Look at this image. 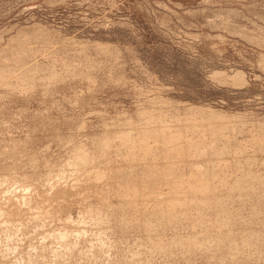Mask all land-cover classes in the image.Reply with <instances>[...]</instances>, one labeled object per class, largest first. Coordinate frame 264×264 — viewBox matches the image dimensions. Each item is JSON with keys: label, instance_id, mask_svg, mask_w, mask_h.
I'll use <instances>...</instances> for the list:
<instances>
[{"label": "rangeland", "instance_id": "374dc122", "mask_svg": "<svg viewBox=\"0 0 264 264\" xmlns=\"http://www.w3.org/2000/svg\"><path fill=\"white\" fill-rule=\"evenodd\" d=\"M263 8L264 0H0V55L15 53L24 47L29 52L23 60L31 65V70H27L24 76L15 78L21 71L19 69L14 72L15 75L6 76L4 85L0 84V173L10 171L8 176L32 186L33 193L36 192L35 196L43 206L45 199L39 197L40 193L47 192L52 184L62 185L65 190L58 195L59 198L51 195L47 200L44 209L49 218L41 217L37 221L27 214L21 220L25 223L22 231L12 227L7 235L1 233L6 243L14 239L19 241L20 246L16 251L11 250L6 258H2L0 253V264L17 262L21 253L34 254L33 248H38V253L47 249L43 253L47 255L43 264H55L53 254L56 251H61L66 258L60 261L61 264H264V184L243 180L237 185L235 180L253 171V168L259 175L264 173L263 146L260 154L253 156L254 151L247 154V151L253 150L254 135L257 132L264 134ZM24 30L28 34L19 35ZM196 114L201 123L202 119L205 122L225 119L221 122L227 125L224 127H228V134L219 148L227 156L224 159L232 158L229 152L237 150L242 157L238 158V164L236 159L234 164H229L216 175L213 171L217 172L220 166L212 169L213 174L209 172L207 179L212 178L220 186L217 192H220V198L223 197V207L222 210L210 209L211 213L208 210L197 213L196 217L201 218L202 224L198 223L196 231L190 232L188 221L184 219L175 225L161 224L156 216H146L145 219L141 205H135L136 210L130 208L125 194L132 177L129 178L127 173V176H115L109 179L111 183L105 184V181L97 182L96 175L87 178L94 169L82 166L78 171L71 167L70 163L77 161V154L83 146L93 153L96 169L104 166L102 169L108 171L112 164L120 163L119 155L125 153V149L117 141L107 148L109 152L107 149L103 151L109 133L107 129L114 132L128 126L136 127V124L137 127L147 126V122L156 116H160L163 123L174 124L179 118L190 123L195 121L194 116L197 120ZM231 118L232 121L236 118L242 122L238 120L235 122L238 126H235ZM232 126L233 129H229ZM5 148L8 150L5 151ZM105 158H110V162H106ZM248 159L253 164H249ZM9 166H13L12 169ZM206 166L210 168L208 164ZM180 172L176 176H181ZM188 174H182L181 179H186ZM117 177H121L120 180ZM172 179L173 175H158L156 181L151 180L149 187L157 183L155 187L158 185L161 188L165 184L163 190L168 193V185L174 187L169 181ZM74 183L80 186L69 191V184ZM72 191L74 194H71ZM94 207H98L97 215L93 212ZM213 219H216L218 227ZM221 225L227 232L220 231ZM64 228L71 233L72 242L67 246H62L51 236L52 230ZM225 232L227 235L222 234ZM192 234L201 237L202 245L196 249L182 242ZM171 238L177 240L172 239L175 247L170 252L162 253L152 248H156L157 242L165 244L167 241L168 245Z\"/></svg>", "mask_w": 264, "mask_h": 264}, {"label": "bare ground", "instance_id": "6f19581e", "mask_svg": "<svg viewBox=\"0 0 264 264\" xmlns=\"http://www.w3.org/2000/svg\"><path fill=\"white\" fill-rule=\"evenodd\" d=\"M248 2V1H247ZM264 9V8H263ZM101 10V9H100ZM193 11V10H192ZM205 12V11H204ZM201 13V12H200ZM256 14V13H255ZM232 15V14H231ZM218 19V18H217ZM223 19V18H222ZM246 19V18H245ZM238 22V21H237ZM124 24V23H123ZM20 28V27H19ZM223 28V27H222ZM240 28V27H239ZM224 29V28H223ZM235 30V29H234ZM251 32V31H249ZM264 32V31H263ZM28 32L26 30H24L23 32L21 31L19 33V35H27ZM242 34V33H241ZM34 36V35H33ZM96 44V43H95ZM261 45V44H260ZM102 47V46H100ZM29 52L28 49H24V47L19 48V50H17L15 53H10V54H5V56L0 55V84L3 83L2 85H4V83L7 81L6 80V76H10L12 74L15 75L14 72H18L19 69L21 71H19L18 75L15 76V78L18 76H21L26 73L27 70H29L30 68V64H28L27 62H25L23 59H26V54ZM121 52V51H120ZM45 53V52H44ZM125 53V52H124ZM32 55H34L32 53ZM43 55V54H42ZM50 55V54H49ZM29 56V55H28ZM27 56V57H28ZM37 56V55H36ZM30 57V56H29ZM263 56H261L262 58ZM32 58V56H31ZM49 58V57H48ZM37 59V58H36ZM105 59V58H104ZM53 60V59H52ZM32 62V61H31ZM120 62V61H119ZM40 64L42 65V63L40 62ZM44 65V64H43ZM71 65V64H70ZM87 65V64H86ZM39 66V65H38ZM61 66V65H60ZM44 68V67H43ZM42 68V69H43ZM63 69V68H62ZM31 70V69H30ZM75 71V70H74ZM35 72V71H34ZM36 75V74H35ZM27 76V75H26ZM90 76V75H89ZM13 77V76H12ZM65 77V76H64ZM92 77V75H91ZM14 78V77H13ZM106 78V77H105ZM123 78V77H122ZM87 79V78H86ZM21 80V79H20ZM74 80V79H73ZM59 81V80H58ZM14 82V81H13ZM16 82V81H15ZM23 82V81H21ZM43 82V81H42ZM9 83V82H8ZM29 84V83H28ZM36 83H34L35 85ZM21 85V84H20ZM12 86V85H11ZM15 87V85H14ZM75 87V86H74ZM11 89V88H10ZM13 89V88H12ZM77 89V88H76ZM44 90V89H43ZM45 91V90H44ZM18 92V91H17ZM30 93V91H28ZM15 93V92H14ZM40 94V93H39ZM18 95V94H17ZM153 100V99H152ZM155 101V100H154ZM153 102V101H152ZM157 105V104H156ZM3 107V106H2ZM51 109V108H50ZM163 111V110H162ZM159 112H161L159 110ZM162 114V113H159ZM164 114V113H163ZM216 115V113H215ZM214 115V116H215ZM219 115V114H218ZM252 115V114H251ZM165 116V114H164ZM197 116V114H196ZM231 116V115H230ZM233 116V115H232ZM231 116V117H232ZM199 116H197V120L196 117L194 116L193 118H195L194 122H190V123H186L187 121L183 119L180 120L181 118L176 119L175 122L174 119V124H169L168 122H164L161 121L162 119L160 118V116H156V117H152L151 120L149 122H147V126H142V127H137L138 125L136 124V127L134 126H128L122 130H115L114 132L111 131L113 129H107L108 130V136L106 137V141L103 144V147L105 146L106 148H103V151L105 152V149H107L108 147H112L113 146V142H118L119 145L125 149V153H120L119 156V162H117L115 165H113L112 162V166H110V169H108V171H106V169H102L104 166L102 164V168L100 169H96L94 167V158H93V153L91 154L90 152H88L89 150L84 149L83 146L82 149L79 151V153L77 154V161L70 163L71 167L75 170H80V168L82 166L88 167V169H94L93 172L88 173L87 178H89V176L94 177L96 175V180L97 182H104L105 184L106 182H110L109 179H114L115 176H123L126 175V173L128 174V176H130L129 178H131L129 181L131 183V185L128 187V192L126 191V203L129 205L130 208L136 210L137 207H135V205H141L140 209L141 211L145 213V219L148 217H153L156 216L158 219H160L161 224H171V225H175L179 222L182 221V219L188 221L186 222L189 226H190V232L196 231L197 227L200 224V220L201 218L199 216L196 217V214H201L200 212H203L204 210H210V209H217V210H222L223 207V197L220 198L219 191L217 192V189L220 188L219 184L217 185V181L214 182L215 180L211 179H207L209 172L210 174H214L216 175V173H219V171H224L226 168L229 167V164L232 165L234 164V160L238 159L239 157H241V154L237 152H229V155H231L230 157H232L233 155V159L230 158L228 156V159H224L226 158V154H224V150L222 151L219 146L220 143L224 140V136L226 135V126L223 124L221 121L224 120H219L217 119H210L208 122L204 121L202 118V123L198 121ZM229 117V116H228ZM243 117V116H242ZM255 117V116H254ZM18 118V117H17ZM48 118V117H47ZM161 120H160V119ZM246 118V117H245ZM147 119V118H146ZM229 119V118H228ZM236 121H235V120ZM193 120V119H192ZM239 119L231 118V121L233 123L237 122ZM244 120V119H243ZM186 121V122H185ZM204 121V122H203ZM241 121V120H239ZM242 122V121H241ZM239 123V122H238ZM242 124V123H241ZM141 125V124H140ZM114 126V125H112ZM111 126V127H112ZM182 126V127H181ZM225 126V127H224ZM229 126V125H228ZM235 126L236 125L235 123ZM244 125H242L243 127ZM261 126V125H260ZM17 127V126H16ZM110 127V126H109ZM119 127V126H118ZM234 126L230 127L229 129H233ZM241 127V128H242ZM246 127V126H245ZM120 128V127H119ZM172 128H179V130H174ZM240 128V127H239ZM261 128V127H260ZM115 129V128H114ZM237 131V130H236ZM235 131V132H236ZM240 132V131H238ZM237 132V133H238ZM104 133V132H103ZM191 133H194V136H191ZM232 133V131H231ZM234 133V132H233ZM242 133V131H241ZM88 134V133H87ZM171 134V135H170ZM228 134V133H227ZM15 135V134H14ZM230 135V133H229ZM232 135V134H231ZM235 134H233L234 136ZM238 135V134H237ZM236 135V136H237ZM79 136V135H78ZM232 136V137H233ZM14 138V136H12ZM19 138V137H18ZM16 139V138H15ZM226 139V138H225ZM228 140L231 141V139L229 138ZM227 140V141H228ZM17 143L19 142L18 140H16ZM16 141H14L16 143ZM237 142V140H235ZM252 141H254V144L252 145L253 150H251V152L247 151V154L252 153L253 152V156H256V154H260L259 152L262 150V146L264 149V134H260L257 132V134L254 135ZM97 142V141H96ZM143 142V143H142ZM229 142V141H228ZM248 142V141H247ZM20 143V142H19ZM44 143V142H43ZM98 143V142H97ZM224 143V142H223ZM21 144V143H20ZM25 144V143H24ZM81 144V143H80ZM225 145L227 143H224ZM237 144V143H236ZM236 144L234 146H236ZM15 145V144H13ZM82 145V144H81ZM86 145V144H85ZM92 145V144H91ZM99 145V144H98ZM223 145V146H225ZM229 145V144H228ZM227 145V146H228ZM233 145V144H232ZM87 146V145H86ZM247 146V145H246ZM12 147V146H11ZM10 147V148H11ZM89 147V146H88ZM87 147V148H88ZM94 147V146H93ZM226 147V146H225ZM225 147H222L225 149ZM230 147V146H229ZM232 147V146H231ZM242 147V146H240ZM9 148V147H8ZM9 148V149H10ZM17 147H14V149ZM101 148V147H100ZM114 148V147H113ZM233 148V147H232ZM7 148H5L6 151ZM42 149V148H41ZM78 149V148H77ZM98 150V146L96 148ZM120 149V147H119ZM248 148H246L245 150H247ZM251 149V146H250ZM8 150V149H7ZM17 150V149H16ZM96 150V152H97ZM101 150V149H100ZM99 150V151H100ZM5 151L4 154H5ZM13 151V148L11 150V152ZM93 151V150H92ZM108 151V149H107ZM110 151V150H109ZM108 151V152H109ZM112 151V150H111ZM122 151V150H121ZM263 151V150H262ZM8 152V151H7ZM10 152V150H9ZM10 152V153H11ZM17 152V151H16ZM94 152V151H93ZM113 152V151H112ZM117 154L118 150L116 151ZM123 152V151H122ZM227 152V151H226ZM245 151H243L244 153ZM18 153V152H17ZM2 154V153H1ZM95 154V152H94ZM107 154V153H106ZM116 154V153H115ZM19 155V154H17ZM104 155V154H103ZM112 154L110 153V156ZM262 155V154H261ZM97 156V155H96ZM116 156V155H115ZM226 156V157H224ZM243 156V155H242ZM245 156V155H244ZM252 156V157H253ZM98 157V156H97ZM105 157V155H104ZM109 157V156H106ZM117 157V156H116ZM242 158V157H241ZM240 158V159H241ZM247 158V157H246ZM250 158V156L248 157ZM254 158V157H253ZM260 160L261 157L259 156ZM263 158V157H262ZM103 158L101 157V160ZM106 159V158H105ZM110 160V158H108ZM106 159L108 162L109 160ZM116 159V158H115ZM232 159V162H231ZM245 159V157H244ZM243 159V160H244ZM252 159V158H251ZM258 159V158H257ZM17 160V159H16ZM75 160V159H74ZM104 160V159H103ZM114 160V157H113ZM250 162V159H248ZM247 160V161H248ZM256 160V158L254 159ZM100 161V160H99ZM116 161V160H115ZM230 161V162H228ZM237 164L239 163V159L236 160ZM253 161V160H251ZM97 162V161H96ZM95 162V163H96ZM110 162V161H109ZM244 162V161H243ZM241 162V163H243ZM17 163V161H16ZM102 163V162H101ZM202 163L203 166L201 165ZM248 164V162H246ZM258 163V162H257ZM94 164V165H93ZM98 164V163H97ZM107 165H109L108 163H106ZM126 164L127 167H120V166H124ZM200 164V165H199ZM209 165V169L207 168L206 165ZM249 164H253V163H249ZM60 165V164H59ZM58 165V166H59ZM219 167V169L216 167ZM241 165V164H239ZM244 165V164H242ZM246 165V164H245ZM244 165V166H245ZM256 165V162H255ZM259 165V164H258ZM7 166V165H6ZM14 166V165H13ZM11 166V167H13ZM56 166V165H55ZM252 166V165H251ZM9 166V168H11ZM50 167V166H49ZM217 168V172L213 171V168ZM234 167V166H233ZM240 167V166H239ZM243 167V166H242ZM255 167V166H254ZM56 168V167H55ZM65 168V167H64ZM214 168V169H215ZM232 168V167H231ZM245 168V167H244ZM251 168V167H250ZM8 169V168H7ZM12 169V168H11ZM10 169V170H11ZM35 169V168H34ZM184 169V171H183ZM22 170V169H21ZM65 170V169H64ZM70 170V169H69ZM141 170V172H140ZM247 170V168H246ZM249 170V169H248ZM261 170V169H260ZM7 171V170H6ZM14 171V170H12ZM68 171V170H67ZM181 171V172H180ZM183 171V172H182ZM188 171H190L191 173L188 174ZM232 171V170H231ZM257 171V169H256ZM262 171V170H261ZM260 171V172H261ZM264 171V170H263ZM17 172V171H16ZM178 172H180L181 176L182 174H188L191 175L190 177H188V175L186 176V179H181V176H176V174H178ZM227 172V171H226ZM244 172V170H243ZM8 173H10V171H8ZM8 173H5L4 170V174L0 173V253L2 255V258H6L8 256H10V251H16L17 247L20 246L19 241H9V242H5L4 237L1 233H4L5 235H7L8 231L10 228L15 227L18 229V231H22L23 228L22 226H24L23 224H25L23 221V216L27 215L29 216V218H35L40 219L41 217L43 218H49L48 215L49 213L46 212L47 215H45V205L47 200H49L50 196H54V195H60L64 190V187H62V185H55L52 184V186L50 187V189L47 190V192L45 193H40L39 197H42L43 199H45V204L44 206L41 205L42 202H39L35 196V193H33V188L32 186L28 185L26 182H22L17 179L16 177H10L8 176ZM29 173V172H28ZM83 172H81L82 174ZM145 174L144 177L140 176L141 174ZM241 173V172H240ZM259 173V172H258ZM25 174V173H24ZM67 175V173H65ZM76 174V173H75ZM79 174V173H78ZM35 175V174H34ZM69 175V174H68ZM158 175H173V179L172 181H170L171 184L174 185V187H171L168 185L167 189H168V193L164 192L163 188L166 186L165 184L161 185V188L156 184L155 186L153 184H151L152 186L149 187V184L152 182L151 180L156 181L155 177H158ZM224 175V174H223ZM264 175V173L262 174ZM257 174V172H255L254 168L253 171H250L248 174L243 175V176H238L235 178V180L237 181V185L243 180L245 181H251V182H256L257 184L261 185L264 184V176ZM79 176V175H78ZM127 176V175H126ZM211 176V175H210ZM234 176V175H233ZM18 177V176H17ZM85 177V176H84ZM223 177V176H222ZM232 177V176H231ZM23 178V177H22ZM27 178V177H25ZM83 178V176H82ZM118 178V177H117ZM116 178V179H117ZM121 178V177H120ZM120 178H118L120 180ZM127 178V177H126ZM215 178V177H213ZM226 178V177H224ZM34 179V177H33ZM78 179V177H77ZM216 179V178H215ZM230 179V178H229ZM233 179V178H231ZM80 180V179H78ZM84 180V179H83ZM122 180V179H121ZM127 180V179H126ZM219 180V179H218ZM34 181V180H33ZM43 181V180H42ZM128 181V182H129ZM53 182L55 183V180H53ZM51 182V183H53ZM69 182V181H68ZM115 182V181H114ZM222 182V181H221ZM29 183V182H28ZM73 183V182H72ZM111 183V182H110ZM120 183V182H119ZM118 183V184H119ZM230 183V182H229ZM59 184V183H58ZM80 184V182H79ZM99 184V183H98ZM105 184H102L103 186H105ZM117 184V183H115ZM122 184V183H121ZM124 184V183H123ZM129 184V183H128ZM234 184V183H233ZM254 184V183H253ZM34 185V184H33ZM76 183L74 184H69L68 189H70L69 191L75 190L77 189V187H79L80 185H78ZM82 185V184H81ZM86 185V183L84 184ZM93 185V184H92ZM91 185V186H92ZM100 185V184H99ZM229 185V184H228ZM35 186V185H34ZM64 186V185H63ZM83 186V185H82ZM98 186V185H97ZM114 186V185H113ZM122 186V185H119ZM231 186V185H230ZM245 186V185H244ZM243 186V187H244ZM108 187V186H107ZM123 187V186H122ZM126 187H127V183H126ZM142 187V189H141ZM145 187V189H144ZM234 187V186H233ZM238 187V186H237ZM260 187V186H259ZM82 188V187H81ZM101 188V187H100ZM105 188V187H104ZM114 188V187H113ZM113 188H111L113 190ZM117 188V187H116ZM121 188V187H120ZM119 188V189H120ZM224 188V187H223ZM226 188V187H225ZM246 188V187H245ZM262 188V187H261ZM45 189V188H44ZM88 189V188H87ZM90 189V188H89ZM115 189V188H114ZM124 189V188H123ZM150 189V191L148 190ZM156 189V190H155ZM98 190V187H97ZM96 190V191H97ZM102 190V189H101ZM110 190V189H109ZM118 190V189H117ZM125 190V189H124ZM237 190V189H236ZM251 190V189H250ZM256 190H259L256 187ZM45 191V190H44ZM68 191V193H69ZM79 191V189H78ZM103 191V190H102ZM105 191V190H104ZM119 191V190H118ZM123 191V190H122ZM234 191V189H233ZM242 191V190H241ZM245 191V190H244ZM242 191V192H244ZM43 192V191H42ZM77 192V191H76ZM80 192V191H79ZM87 192V191H86ZM95 192V190H94ZM121 192V191H120ZM119 192V193H120ZM168 194L166 196V194ZM237 192V191H236ZM240 192V191H239ZM247 192V191H246ZM67 193V194H68ZM105 193V192H104ZM112 193V191L110 192V194ZM114 193V191H113ZM38 194V193H37ZM71 194H74L73 191ZM77 194V193H76ZM75 194V195H76ZM99 194V193H98ZM115 194V193H114ZM121 194V193H120ZM165 196H164V195ZM78 195V194H77ZM89 195V194H87ZM105 195V194H104ZM103 195V196H104ZM222 195V194H221ZM110 196V195H108ZM124 196V195H123ZM124 196V197H125ZM226 196V194H225ZM229 197V195H227ZM238 196V195H237ZM90 197V196H89ZM111 197V196H110ZM113 198H115V196H112ZM54 198V197H53ZM59 198V197H58ZM87 198V197H85ZM91 198V197H90ZM88 198V199H90ZM108 198V197H107ZM106 198V200H107ZM61 199V198H60ZM63 199V198H62ZM76 199V198H75ZM84 198H81V200ZM86 199V200H88ZM116 199V198H115ZM226 199V198H225ZM56 200V199H55ZM99 200V199H98ZM101 200V199H100ZM103 200V199H102ZM109 200V199H108ZM107 200V201H108ZM113 200V199H112ZM252 200V199H251ZM58 201V200H57ZM89 201V200H88ZM121 201H123V198L121 199ZM124 201V202H125ZM260 201V200H259ZM4 202V203H3ZM85 202V200H84ZM91 202V201H90ZM98 202V201H96ZM96 202H93L96 204ZM111 202V201H110ZM110 202H108L110 205H112ZM226 202V201H225ZM254 202V201H253ZM48 203V202H47ZM54 203V201H53ZM59 203V202H58ZM78 203V202H77ZM122 203V202H120ZM118 203V205L120 204ZM230 203V202H229ZM101 204V203H100ZM115 204V203H114ZM117 204V203H116ZM123 204V203H122ZM98 205V203H97ZM102 205V204H101ZM108 205V204H107ZM231 205V204H230ZM49 206V205H48ZM52 206V205H51ZM87 206V204L85 205ZM95 206V205H94ZM99 206V205H98ZM109 206V205H108ZM113 206V205H112ZM125 206V205H124ZM123 206V207H124ZM50 207V206H49ZM56 207V206H55ZM67 207V206H66ZM103 206H101L102 208ZM106 207V205H105ZM68 208V207H67ZM96 208V207H94ZM98 208V207H97ZM93 210L94 214L97 215V210L98 209ZM110 208V207H108ZM113 208V207H112ZM126 208V207H125ZM136 208V209H135ZM58 209V206L57 208ZM55 209V211H57ZM105 209V208H104ZM59 210V209H58ZM82 210V209H81ZM100 210V209H99ZM107 210V209H105ZM109 210V209H108ZM150 210V211H149ZM212 210V212H213ZM228 210V207H227ZM27 211V212H26ZM53 211V210H52ZM70 211V210H69ZM111 211V210H110ZM115 211V210H114ZM113 211V214H115ZM140 211V210H139ZM224 211V209H223ZM230 211V210H229ZM228 211V212H229ZM25 212V213H24ZM50 212V211H49ZM87 212V211H85ZM117 212V210H116ZM121 212V211H120ZM125 213L127 211H124ZM206 212V211H205ZM210 212V211H209ZM215 212V211H214ZM213 212V213H214ZM222 212V211H221ZM227 212V213H228ZM102 213V212H101ZM104 213V212H103ZM211 213V212H210ZM238 213V212H237ZM106 214V213H105ZM104 214V215H105ZM118 214V213H117ZM123 214V212H122ZM209 214V213H208ZM207 214V217H208ZM108 216H110V214H107ZM116 215V214H115ZM121 215V214H120ZM124 215V214H123ZM216 215V214H215ZM226 215V213H225ZM237 215V214H236ZM89 216V215H87ZM85 215V217H87ZM103 216V215H102ZM206 216V215H205ZM204 216V217H205ZM210 216V214H209ZM221 215L219 214V217ZM91 217V215H90ZM95 217V216H94ZM212 217V216H211ZM52 218V216H51ZM50 218V220H51ZM56 218V216H55ZM67 218V217H66ZM101 218V217H100ZM110 218V217H109ZM124 218V217H123ZM122 218V220H123ZM135 218V217H134ZM216 218V217H215ZM93 219V218H92ZM103 219V218H102ZM120 219V218H119ZM125 219V218H124ZM144 219V218H143ZM150 219V218H149ZM157 219V220H158ZM217 219V218H216ZM215 219V220H216ZM68 220L70 221V218H68ZM77 220V219H76ZM86 220V219H85ZM88 220V219H87ZM106 220V219H105ZM127 220V219H126ZM139 220V219H138ZM205 220V219H204ZM211 220V219H210ZM214 220V219H213ZM214 220V221H215ZM219 220V219H217ZM234 220V219H233ZM22 222L20 224H18L17 222ZM43 221V220H42ZM49 221V220H47ZM52 221V220H51ZM104 221V220H103ZM132 221V220H131ZM137 221V219H136ZM142 221V220H141ZM202 221V220H201ZM221 221V220H220ZM225 221H229V220H225ZM232 220H230L229 222H231ZM237 221V220H236ZM240 221V220H239ZM54 222V221H53ZM71 222V221H70ZM73 222H76L75 220ZM114 222V220H113ZM118 222V221H117ZM130 222V221H129ZM138 222V221H137ZM145 222V221H144ZM150 222V221H149ZM184 222V221H183ZM211 223V221H209ZM32 223V222H31ZM64 223V222H63ZM68 223V222H67ZM89 223V222H88ZM112 223V222H111ZM131 223V222H130ZM140 223V222H138ZM155 223V222H154ZM185 223V224H186ZM199 223V224H198ZM207 223V222H206ZM225 223V222H224ZM223 223V225H224ZM228 223V222H227ZM224 225L225 227L227 226ZM239 223V222H236ZM235 223V224H236ZM66 224V222L64 223ZM73 224V223H71ZM75 224V223H74ZM92 224V223H91ZM102 224V223H101ZM106 224V222H105ZM157 224V222H156ZM186 224V225H187ZM202 224V222H201ZM200 224V225H201ZM216 221H215V225H216ZM229 224V223H228ZM38 225V224H36ZM35 225V226H36ZM47 225V224H46ZM87 225V224H86ZM109 225V224H108ZM140 225V224H139ZM143 225V224H142ZM170 225V226H171ZM184 225V224H183ZM185 225V226H186ZM220 225V224H219ZM26 226V225H25ZM72 226V225H71ZM93 226V225H92ZM180 226V225H179ZM178 226V227H179ZM203 226V225H202ZM211 227H213L212 225H210ZM223 226V227H224ZM235 226V225H234ZM238 226V225H237ZM264 226V225H263ZM61 227V226H60ZM87 227V226H86ZM108 227V226H106ZM181 227V226H180ZM188 227V226H186ZM218 227V224H217ZM223 227L221 225V229L220 231L223 232ZM224 227V228H225ZM63 228V227H62ZM75 228V227H74ZM84 228V227H83ZM90 228V227H89ZM93 228V227H92ZM96 228V226H95ZM101 228V227H100ZM98 228V229H100ZM160 228V227H159ZM171 228V227H170ZM175 228V227H174ZM185 228V227H184ZM206 228V227H205ZM205 228H203L205 230ZM220 228V227H219ZM218 228V229H219ZM263 228V227H262ZM61 229V228H60ZM54 229L51 232V236L54 237L57 242H59L62 246H67L69 245L70 242H72L70 240V231L69 229ZM76 229V228H75ZM102 229V228H101ZM144 229V228H143ZM169 229V227H168ZM181 230L183 228H180ZM201 229V227H200ZM209 228H207L208 230ZM232 229V228H231ZM231 229L229 231V233L231 232ZM234 229V228H233ZM42 230V229H41ZM87 230V229H86ZM94 230V229H93ZM146 230V229H145ZM144 230V231H145ZM161 230V229H160ZM159 230V231H160ZM210 230V229H209ZM212 228H211V232H212ZM215 230V229H214ZM227 229H225L224 231H226ZM259 230V229H258ZM74 231V230H73ZM80 231V230H79ZM99 231V230H98ZM147 231V230H146ZM151 231V230H150ZM158 231V232H159ZM162 231V230H161ZM186 231V230H185ZM199 231V230H198ZM234 231V230H233ZM261 231V230H260ZM75 232V231H74ZM96 232V231H95ZM152 232V231H151ZM166 232V231H165ZM171 232V231H170ZM206 232V230H205ZM210 232V234H211ZM218 232V230H217ZM227 232V231H226ZM222 233V234H226ZM92 233V231H91ZM121 233V232H120ZM153 233H155V230L153 231ZM160 233V232H159ZM164 233V232H163ZM188 233V232H187ZM186 233V234H187ZM198 233V232H197ZM201 233V231H200ZM199 233V235H200ZM213 233V232H212ZM215 233V232H214ZM242 233V232H241ZM44 234V233H43ZM109 234V233H108ZM148 234V232H147ZM146 234V237L148 236ZM172 234V233H171ZM189 234V233H188ZM196 234V233H195ZM206 234V233H205ZM220 234V233H219ZM245 234V233H244ZM247 234V233H246ZM45 235V234H44ZM73 235V233H72ZM151 235V234H150ZM162 235V234H161ZM164 235V234H163ZM194 235V234H192ZM188 236V239H185L184 241L182 240L183 244L188 245V247L192 248H197L199 246L202 245V241L200 240L199 236ZM208 235V234H207ZM213 235V234H212ZM217 234H215L216 236ZM221 235V234H220ZM222 235V237L224 236ZM227 235V234H226ZM38 236V235H37ZM82 236V235H81ZM153 236V235H152ZM179 236V235H178ZM186 236V235H185ZM184 236V237H185ZM202 236V235H201ZM214 236V235H213ZM212 236V237H213ZM218 236V235H217ZM236 236V235H233ZM74 237V236H73ZM79 237V235H78ZM87 237V236H86ZM92 237V236H91ZM170 237V236H168ZM183 237V235H182ZM180 237V238H182ZM198 237V238H196ZM203 237V236H202ZM211 235L208 237L210 238ZM219 237V236H218ZM226 237V236H225ZM224 237V238H225ZM245 237V236H244ZM76 238V237H75ZM74 238V239H75ZM103 238V237H102ZM152 238V237H151ZM228 238V237H227ZM249 238V236H248ZM31 239V238H30ZM88 240V238H86ZM113 239V238H112ZM148 239V237H147ZM165 239V238H164ZM169 241L170 243H168V245H166L164 243L161 242H157L154 246L152 247L153 249H157L159 251H161L162 253H167L168 251L170 252L172 250L173 247H175L174 245V241L172 242ZM176 239V238H175ZM173 239V240H175ZM179 239V238H178ZM203 239V238H202ZM218 239V238H217ZM234 239V238H233ZM94 240V239H93ZM136 240V239H135ZM139 240V239H138ZM153 240V239H152ZM177 240V239H176ZM214 240V239H213ZM236 240V239H234ZM48 241V240H47ZM146 241V240H145ZM243 241V240H242ZM252 241V240H251ZM54 242V241H53ZM80 242V241H79ZM78 242V243H79ZM92 242V241H91ZM182 242H180L182 244ZM208 242V241H207ZM221 242V241H220ZM46 243V242H45ZM44 243V244H45ZM49 243V242H48ZM111 243V242H110ZM226 242H223V244ZM34 244V243H33ZM56 244V243H55ZM220 244V243H217ZM228 244V243H227ZM241 244V243H240ZM256 244V243H255ZM47 245V244H46ZM174 245V246H173ZM26 246V245H25ZM42 246V245H41ZM45 246V245H44ZM178 246V245H177ZM216 246V245H215ZM23 247V246H22ZM51 247V246H50ZM61 247V246H60ZM117 247V246H116ZM122 247V246H121ZM151 247V246H150ZM179 247V246H178ZM177 247V248H178ZM203 247V246H202ZM219 247H224V246H219ZM20 248V247H19ZM53 248V247H52ZM57 248V247H56ZM126 248V247H125ZM146 248V247H145ZM149 248V247H148ZM204 248V247H203ZM219 248L218 250L222 249ZM258 248V247H257ZM213 249V248H212ZM250 249V248H249ZM201 251H203L202 249H200ZM198 250V251H200ZM205 250V249H204ZM224 251V249H222ZM247 250V249H246ZM259 250V249H258ZM33 251H35V253L33 254L32 252L29 253H24V254H20V256L18 257V261L13 263V264H27V263H31V264H41L42 261L47 258V255L43 254L45 252H47V249H41V252L43 253H38V248H33ZM175 251V250H174ZM178 251V249H177ZM180 251V250H179ZM197 251V250H196ZM211 251V250H210ZM222 253H225L223 252ZM229 251V250H227ZM105 252V251H104ZM130 252H134V251H130ZM146 252V251H145ZM173 252V251H172ZM190 252V251H189ZM195 252V250H194ZM230 252V251H229ZM249 252V251H248ZM71 253V252H70ZM181 253V252H180ZM193 253V252H192ZM196 253V252H195ZM199 253V252H198ZM206 253V252H204ZM203 253V255H205ZM221 253V252H219ZM264 253V252H263ZM36 254V255H35ZM49 254V253H48ZM73 254V253H72ZM149 254V253H148ZM183 254H185V252H183ZM209 254V253H208ZM207 254V256L209 257V255ZM227 254V253H225ZM147 255V254H146ZM178 255V254H177ZM181 255V254H180ZM188 255V254H187ZM191 255V254H190ZM218 255V254H217ZM228 255V254H227ZM246 255V254H245ZM258 255V254H257ZM264 255V254H263ZM54 256V263L55 264H61L60 261H62L63 259H66L64 254L61 251H56L53 254ZM68 256V254H67ZM66 256V257H67ZM125 256V255H124ZM149 256V255H148ZM171 256V255H170ZM176 256V255H175ZM194 256V255H193ZM224 256V255H223ZM98 257V256H97ZM122 257V256H121ZM128 257V256H127ZM162 257V256H161ZM168 257V256H167ZM180 257V256H179ZM214 257H216L214 255ZM213 257V258H214ZM219 257V256H218ZM71 258V256L69 257ZM156 258V257H155ZM190 258V256H189ZM220 258V257H219ZM222 258V255H221ZM225 258V257H224ZM103 259V258H102ZM106 259V258H105ZM133 259V258H132ZM135 259V258H134ZM173 259V258H172ZM182 259V258H181ZM200 259V258H199ZM209 258H207L206 260H208ZM218 259V258H217ZM245 259V258H244ZM69 260V259H68ZM194 260V259H193ZM212 260V259H211ZM224 260V259H223ZM234 260V259H233ZM247 260V259H246ZM52 261V260H50ZM49 261V263H50ZM129 261V260H128ZM137 261V259H136ZM216 260H214L215 262ZM228 261V260H227ZM12 262V261H10ZM8 262V263H10ZM154 262V261H153ZM186 262V261H185ZM191 262V261H190ZM234 262V261H233ZM238 262V261H237ZM256 262V261H255ZM254 262V263H255ZM67 263V262H66ZM65 263V264H66ZM70 263V262H69ZM127 263V262H126ZM164 263V262H163ZM217 263V262H216ZM221 263V262H220ZM248 263V262H247ZM4 264V263H3ZM43 264V263H42ZM71 264V263H70ZM129 264V263H128ZM133 264V263H132ZM219 264V263H218ZM233 264V263H231Z\"/></svg>", "mask_w": 264, "mask_h": 264}]
</instances>
